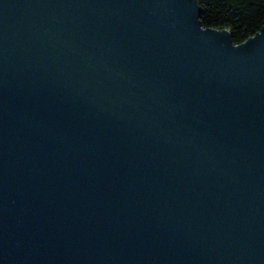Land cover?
Wrapping results in <instances>:
<instances>
[{
	"label": "water",
	"instance_id": "water-1",
	"mask_svg": "<svg viewBox=\"0 0 264 264\" xmlns=\"http://www.w3.org/2000/svg\"><path fill=\"white\" fill-rule=\"evenodd\" d=\"M198 0H0V264H264V26Z\"/></svg>",
	"mask_w": 264,
	"mask_h": 264
},
{
	"label": "trees",
	"instance_id": "trees-1",
	"mask_svg": "<svg viewBox=\"0 0 264 264\" xmlns=\"http://www.w3.org/2000/svg\"><path fill=\"white\" fill-rule=\"evenodd\" d=\"M206 27L229 29L242 43L264 26V0H198Z\"/></svg>",
	"mask_w": 264,
	"mask_h": 264
}]
</instances>
